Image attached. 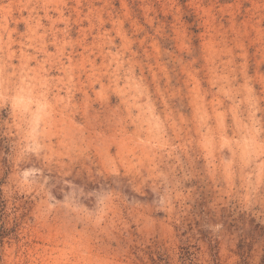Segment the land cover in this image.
<instances>
[{"label": "rangeland", "instance_id": "374dc122", "mask_svg": "<svg viewBox=\"0 0 264 264\" xmlns=\"http://www.w3.org/2000/svg\"><path fill=\"white\" fill-rule=\"evenodd\" d=\"M264 0H0V264H264Z\"/></svg>", "mask_w": 264, "mask_h": 264}, {"label": "trees", "instance_id": "16d2710c", "mask_svg": "<svg viewBox=\"0 0 264 264\" xmlns=\"http://www.w3.org/2000/svg\"><path fill=\"white\" fill-rule=\"evenodd\" d=\"M263 263H264V259H263V261H262Z\"/></svg>", "mask_w": 264, "mask_h": 264}]
</instances>
